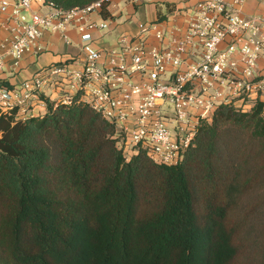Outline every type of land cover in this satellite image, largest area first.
Here are the masks:
<instances>
[{
  "label": "trees",
  "instance_id": "obj_1",
  "mask_svg": "<svg viewBox=\"0 0 264 264\" xmlns=\"http://www.w3.org/2000/svg\"><path fill=\"white\" fill-rule=\"evenodd\" d=\"M114 136L78 100L0 111V264H264L263 102L220 106L178 165L126 161Z\"/></svg>",
  "mask_w": 264,
  "mask_h": 264
},
{
  "label": "built area",
  "instance_id": "obj_2",
  "mask_svg": "<svg viewBox=\"0 0 264 264\" xmlns=\"http://www.w3.org/2000/svg\"><path fill=\"white\" fill-rule=\"evenodd\" d=\"M158 1L96 0L65 9L48 0H0V81L19 73L26 56L45 52L46 34L81 58L41 66L20 84L1 87L0 111L41 118L48 104L78 100L114 127L126 161L144 152L172 166L183 162L220 106L247 112L264 103V13L245 14L247 0H196L178 12L181 23L140 21L137 33L101 46L104 35Z\"/></svg>",
  "mask_w": 264,
  "mask_h": 264
},
{
  "label": "crops",
  "instance_id": "obj_3",
  "mask_svg": "<svg viewBox=\"0 0 264 264\" xmlns=\"http://www.w3.org/2000/svg\"><path fill=\"white\" fill-rule=\"evenodd\" d=\"M195 1L196 0H159L155 4L142 7L138 9V13L132 21L124 22L125 18H122L120 22H124L123 24L114 32L111 31L104 35L103 40L100 42L103 44L101 46L112 47L120 33H137V23L140 21L156 20L159 18L166 22V26H171L173 23H181L182 20L178 16V12L183 8L192 6ZM128 12H133L132 8L129 7ZM244 13L247 15L264 13V0H247L244 5ZM72 38L76 43L79 41L76 34H72ZM100 43H98V45ZM42 44L45 48V52L42 55L37 58L31 55L26 56L22 61L21 71L19 73L7 74L6 81L9 85L20 84L24 80L32 77L41 66H48L68 60L70 56L76 64L81 61L78 49L66 46L58 35L46 34L42 40Z\"/></svg>",
  "mask_w": 264,
  "mask_h": 264
},
{
  "label": "rangeland",
  "instance_id": "obj_4",
  "mask_svg": "<svg viewBox=\"0 0 264 264\" xmlns=\"http://www.w3.org/2000/svg\"><path fill=\"white\" fill-rule=\"evenodd\" d=\"M256 191V193L258 192V193H260V194H264V188H262V189H256L255 190ZM254 195V197H250L249 198V200H252V199H254L256 196H257V194H253ZM251 220H253V221H251L254 225H256V224H258V226H255V227H259L261 224H262V222H263V219H262V217L261 218H256V217H254V218H252ZM258 233H262V232H258ZM240 253H242L239 257H238V259H237V264H247L246 263V260H245V255H244V252L241 250V252ZM248 260V259H247Z\"/></svg>",
  "mask_w": 264,
  "mask_h": 264
}]
</instances>
